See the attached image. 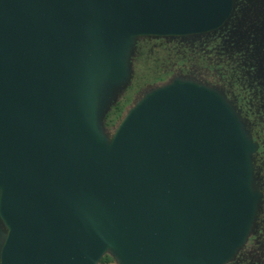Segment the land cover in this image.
Returning a JSON list of instances; mask_svg holds the SVG:
<instances>
[{"label": "water", "instance_id": "obj_1", "mask_svg": "<svg viewBox=\"0 0 264 264\" xmlns=\"http://www.w3.org/2000/svg\"><path fill=\"white\" fill-rule=\"evenodd\" d=\"M237 7L0 0V264L236 258L263 197L257 145L231 102L172 77L114 128L105 119L132 80L140 40L208 37Z\"/></svg>", "mask_w": 264, "mask_h": 264}, {"label": "rangeland", "instance_id": "obj_2", "mask_svg": "<svg viewBox=\"0 0 264 264\" xmlns=\"http://www.w3.org/2000/svg\"><path fill=\"white\" fill-rule=\"evenodd\" d=\"M235 6H238L235 10V14H233L230 20L226 23V26L221 30L211 33L208 37L219 39L223 42H229L230 45H234V50H230L238 52L239 67L242 69V79H240V81H242L241 83L245 84L241 86L243 88L246 87V89L250 90L251 93H255V98L257 97L259 98L257 100L261 101L258 110L261 108L264 109L262 102L264 101V0H235ZM152 41L153 42L150 43L148 42V44L151 45L150 49L156 44L163 45V47L165 46V43L172 45L171 40L154 39ZM180 41L190 42L189 40L183 39H180ZM163 47L157 46V48ZM150 49H147V54L143 53L140 55L141 59L137 63L138 65H136V68H134L135 76H143V78L146 80L158 78L161 73L166 71L165 66H169V59H167L166 52L165 54H157L156 49L154 51H151ZM137 52L140 54V48L137 50ZM151 52H153V54H151ZM173 78L195 81L196 83L217 91L218 93L225 96L226 100L231 102V104L234 106L241 122H244L243 124L246 125L248 135L256 143L255 136L253 134V125L250 119L249 122L248 118H246L245 115L247 113L245 110L240 107L241 96L236 95L237 99L234 98V100H232L230 97V92L220 80L214 78L213 73H209L207 71L200 72L197 68L192 66V69L188 72H183L180 70L177 71ZM130 91L131 90L126 89L121 97L123 95L129 94ZM239 94L244 95L245 93L239 90ZM134 102L135 101L132 103ZM131 105H129L126 110H128ZM111 134L112 133H109L108 135L111 136ZM254 166V168L257 169L260 184L262 177L259 171L260 169H258L259 167L256 165L255 159ZM259 190L262 194L261 187ZM5 232V227L0 221V245Z\"/></svg>", "mask_w": 264, "mask_h": 264}, {"label": "flooded vegetation", "instance_id": "obj_3", "mask_svg": "<svg viewBox=\"0 0 264 264\" xmlns=\"http://www.w3.org/2000/svg\"><path fill=\"white\" fill-rule=\"evenodd\" d=\"M152 40L154 39L140 42L139 59H141V54L148 53L147 49L151 47L148 42H153ZM171 43L172 45L165 43L164 47L156 44L150 49L151 51L156 49L157 54H165L166 52L167 59H169V66H165L166 71L160 76H172L179 70L188 72L193 66L200 72L213 73L214 78L220 80L230 92L232 100L236 98V95L241 96L240 107L245 110L246 118L248 121L250 119L253 125V134L258 145L255 161L262 177L260 187L263 194V205L256 233L249 238L243 247L238 262L231 264H264V109L258 110L261 101L257 100L259 98H255V93H251L246 87L241 86L245 84L240 81L242 69L239 67L238 52L230 50H234V45L211 37H205L195 42L171 41ZM157 46L163 48H157ZM239 90L245 94L240 95ZM262 102L264 106V101Z\"/></svg>", "mask_w": 264, "mask_h": 264}, {"label": "trees", "instance_id": "obj_4", "mask_svg": "<svg viewBox=\"0 0 264 264\" xmlns=\"http://www.w3.org/2000/svg\"><path fill=\"white\" fill-rule=\"evenodd\" d=\"M150 39H154V38H150ZM143 40H147V39H142V40H140L137 43L135 55L132 58L133 69L136 68V65H138L137 62L140 61V59L138 57L137 50L139 48L140 42L143 41ZM198 40H202V39H198ZM198 40L197 39L196 40H190L189 39L190 42H195V41H198ZM171 41H180V39L171 40ZM172 77H174V75H172V76H169V75L168 76H160V77L152 79V80H148V79L146 80V79L143 78V76H137V75L135 76V74L133 73L132 80H131L129 86L127 87V89L131 90V91H130L129 94L123 95L116 102V104L112 107L111 111L107 114V117L105 119L106 127L109 128V129L114 128L118 124V122L122 119L127 107L129 105H131L132 102L137 99V97L144 91V89L149 88V86H155V85H159V84H162V83H166ZM262 205H263V200H262V204H261V207H260V211H259L258 216H257L256 226H255L252 234L250 235V237H252L256 233V230L258 228L259 215H260V213L262 211ZM242 249L240 250V252L236 256V258L232 262H230L229 264L238 262L239 255H240ZM110 262H112V258L110 256H106L102 260V263H110Z\"/></svg>", "mask_w": 264, "mask_h": 264}]
</instances>
